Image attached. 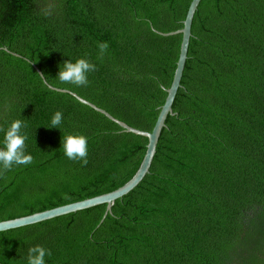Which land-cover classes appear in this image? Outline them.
Wrapping results in <instances>:
<instances>
[{
  "label": "trees",
  "instance_id": "1",
  "mask_svg": "<svg viewBox=\"0 0 264 264\" xmlns=\"http://www.w3.org/2000/svg\"><path fill=\"white\" fill-rule=\"evenodd\" d=\"M189 3L0 0V129L22 120L33 157L0 176V221L123 183L146 138L46 84L150 132L181 39L163 34ZM81 58L97 67L88 85L61 83L63 62ZM65 134L88 138L87 166L64 155ZM104 211L1 237L0 264H28L36 245L52 253L45 264H264V0H200L185 87L148 173Z\"/></svg>",
  "mask_w": 264,
  "mask_h": 264
},
{
  "label": "water",
  "instance_id": "2",
  "mask_svg": "<svg viewBox=\"0 0 264 264\" xmlns=\"http://www.w3.org/2000/svg\"><path fill=\"white\" fill-rule=\"evenodd\" d=\"M199 6L200 0H190V3L186 9L185 17L182 21L181 29L163 34L172 35L180 33L181 39L179 44L178 57L175 63L171 82L169 87L165 90L166 96L164 102L159 108L156 120L150 132H143L137 129H133L127 126L126 124L113 119L105 111L96 108L95 106L79 98L75 94L70 93L67 90L51 87L43 81V83L46 84L49 89H52L57 92L70 94L71 96L76 98L80 103L87 105L93 110L103 114L107 119L116 123L123 132H128L134 135L145 137L147 140L145 151L142 159L138 162V164L134 167V169L130 172V174L120 186L91 198L36 212L27 216L0 221V238L37 226H41L47 223H51L60 219H64L73 215L80 214L100 204H105V211L103 214L104 216L106 213L110 212V207L113 204L114 200L128 193L141 181L144 175L148 173L153 154L160 145L166 128L170 122V119L185 87ZM37 73L41 77V74L38 70ZM172 100L173 105L171 107Z\"/></svg>",
  "mask_w": 264,
  "mask_h": 264
},
{
  "label": "clouds",
  "instance_id": "3",
  "mask_svg": "<svg viewBox=\"0 0 264 264\" xmlns=\"http://www.w3.org/2000/svg\"><path fill=\"white\" fill-rule=\"evenodd\" d=\"M100 57L108 50L107 42H100L97 45ZM97 67L95 64L86 59H77L75 63L66 60L62 64V68L58 71L57 77L61 83H68L77 87H86L89 83L88 73L95 72ZM43 78V77H42ZM62 122V113L57 111L51 119L50 128H58ZM27 125L20 119L10 123L4 131L3 147H0V176L5 171L11 170L13 165H28L33 162V157L25 153V141L27 136L21 134V129ZM64 155L72 161H80L82 166L88 164V138L84 135L65 134L61 142ZM65 199L70 197L65 194ZM50 250L41 245L29 248L27 261L28 264H45V257L51 256Z\"/></svg>",
  "mask_w": 264,
  "mask_h": 264
}]
</instances>
